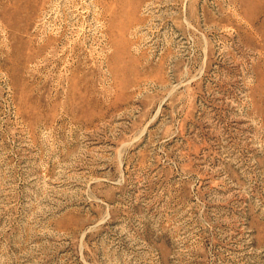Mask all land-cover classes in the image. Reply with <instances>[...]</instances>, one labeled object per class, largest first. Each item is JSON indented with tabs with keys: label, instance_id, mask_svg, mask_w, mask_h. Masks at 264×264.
<instances>
[{
	"label": "rangeland",
	"instance_id": "rangeland-1",
	"mask_svg": "<svg viewBox=\"0 0 264 264\" xmlns=\"http://www.w3.org/2000/svg\"><path fill=\"white\" fill-rule=\"evenodd\" d=\"M0 264H264V0H0Z\"/></svg>",
	"mask_w": 264,
	"mask_h": 264
}]
</instances>
